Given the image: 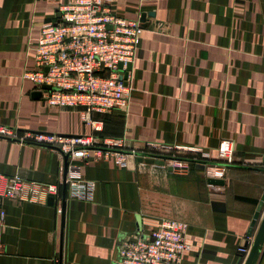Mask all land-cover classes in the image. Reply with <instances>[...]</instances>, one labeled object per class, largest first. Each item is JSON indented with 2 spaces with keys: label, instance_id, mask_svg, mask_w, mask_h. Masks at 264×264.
Here are the masks:
<instances>
[{
  "label": "crops",
  "instance_id": "1",
  "mask_svg": "<svg viewBox=\"0 0 264 264\" xmlns=\"http://www.w3.org/2000/svg\"><path fill=\"white\" fill-rule=\"evenodd\" d=\"M64 2L0 0V123L19 132H90L77 110L48 106L23 77L42 25ZM113 9L142 30L128 110L95 113L100 134L124 137L136 152L155 146L165 163L78 162L95 182L93 200L66 188L63 201L61 154L0 137L1 173L59 185L55 198L24 201L2 196L0 183V264H120L121 241L146 237L163 218L188 224L184 264H239L264 193V0H113ZM222 139L233 141L234 162L210 185L201 156L215 159ZM171 150L197 160L178 173ZM263 214L264 204L250 245ZM254 264H264V242Z\"/></svg>",
  "mask_w": 264,
  "mask_h": 264
},
{
  "label": "built area",
  "instance_id": "2",
  "mask_svg": "<svg viewBox=\"0 0 264 264\" xmlns=\"http://www.w3.org/2000/svg\"><path fill=\"white\" fill-rule=\"evenodd\" d=\"M55 21L42 25L35 46L32 70L23 77L30 79L42 91L46 104L58 109H74L90 128L88 133L61 134L25 130L0 123V137L22 143L49 147L62 156L63 180L72 198L93 200L95 182L80 175L78 162L88 159L113 158L119 167L130 165L136 156L124 137L102 136L104 120L95 113L113 110L127 111L131 86L128 83V64L135 59L138 38L142 30L139 19H129L113 9V0H66L58 5ZM126 74V77H125ZM50 88L44 89L43 85ZM151 146V145H150ZM140 153L159 158L155 146ZM64 154H67V166ZM170 165L178 173H186L195 158L168 156ZM207 178H221L227 165L234 162V144L222 139L215 159L201 156ZM66 167V170H65ZM1 194L24 201H45L58 194L54 183L25 179L19 174L0 172ZM213 183H210L212 185ZM0 210V217L3 215ZM188 224L183 220L163 218L146 237L121 241L118 247L120 264H184L183 255L189 249L186 239ZM247 243L239 246V264H243L250 249Z\"/></svg>",
  "mask_w": 264,
  "mask_h": 264
},
{
  "label": "water",
  "instance_id": "3",
  "mask_svg": "<svg viewBox=\"0 0 264 264\" xmlns=\"http://www.w3.org/2000/svg\"><path fill=\"white\" fill-rule=\"evenodd\" d=\"M145 18V14L142 15L141 17V20H144ZM128 70H130L131 68V64H128ZM125 77H126V74H125ZM42 88L44 89H48L50 88L49 85H43ZM34 93H36L38 96H41L42 95V91L38 90V91H35ZM66 135H70V134H66ZM136 156H137V159L139 161H145L147 163H155V164H160V165H163L165 163V160L164 158L162 157H159V158H155V157H152V156H146L144 155L143 153H140V152H136ZM67 157L68 155L67 154H64V160H65V165L67 166ZM264 160V158H263ZM201 167L204 169V164H201ZM65 170H66V167H65ZM223 180L221 179H216V178H209V183H222ZM66 188H67V185H66V182H65V179L63 180V184H62V197H63V201H65V196H66ZM50 199H52V197H50ZM264 204V193H263V196L259 202V205L257 207V211L254 215V218L251 222V227L249 228L248 230V235H251V232H252V229L256 223V220L258 218V216L260 215V212H261V209H262V206ZM264 242V214L262 216V219H261V222H260V225H259V228L255 234V237H254V240L250 246V249H249V252L247 254V257L245 258L243 264H254V261L256 260L260 250H261V247H262V244Z\"/></svg>",
  "mask_w": 264,
  "mask_h": 264
},
{
  "label": "trees",
  "instance_id": "4",
  "mask_svg": "<svg viewBox=\"0 0 264 264\" xmlns=\"http://www.w3.org/2000/svg\"><path fill=\"white\" fill-rule=\"evenodd\" d=\"M173 152L176 153V156L178 157H182V158H192L193 157V153L189 152V151H178V150H174ZM161 153V152H159ZM171 154L172 155V152L170 151L169 153L165 154V155H169Z\"/></svg>",
  "mask_w": 264,
  "mask_h": 264
},
{
  "label": "rangeland",
  "instance_id": "5",
  "mask_svg": "<svg viewBox=\"0 0 264 264\" xmlns=\"http://www.w3.org/2000/svg\"><path fill=\"white\" fill-rule=\"evenodd\" d=\"M173 151H174V150H171L172 154H173V155H176V153H175V152H173ZM164 160H165V159H164Z\"/></svg>",
  "mask_w": 264,
  "mask_h": 264
}]
</instances>
